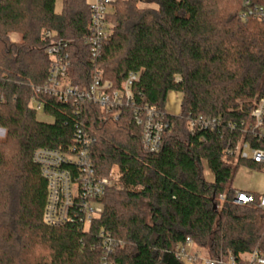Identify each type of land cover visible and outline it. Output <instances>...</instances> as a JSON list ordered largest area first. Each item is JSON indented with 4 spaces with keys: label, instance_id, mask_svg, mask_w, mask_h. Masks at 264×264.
<instances>
[{
    "label": "trees",
    "instance_id": "obj_1",
    "mask_svg": "<svg viewBox=\"0 0 264 264\" xmlns=\"http://www.w3.org/2000/svg\"><path fill=\"white\" fill-rule=\"evenodd\" d=\"M241 11L240 0H113L110 36L95 70L114 89L137 74L135 107L164 114L169 130L159 150L148 153L131 109L115 118L82 103L78 112L32 91L47 80L46 51L57 40L68 55L71 86L92 82L88 1L0 0V264H98L91 245L99 230L123 244L113 264H182L173 251L187 237L211 256L263 250L264 212L233 204L231 188L240 165L262 167L224 155L230 133L187 129L197 115L238 126L239 106L246 110L264 92V23L240 20ZM169 93L181 95L176 116L165 112ZM37 112L53 121L39 122ZM77 128L94 139L89 157L96 175L111 176L114 185L89 237L43 222L46 185L31 161L40 148L66 150ZM204 163L211 182L202 177Z\"/></svg>",
    "mask_w": 264,
    "mask_h": 264
},
{
    "label": "built area",
    "instance_id": "obj_2",
    "mask_svg": "<svg viewBox=\"0 0 264 264\" xmlns=\"http://www.w3.org/2000/svg\"><path fill=\"white\" fill-rule=\"evenodd\" d=\"M240 2V20L251 19L264 23V0ZM88 3L90 27L86 46L95 73L92 82L82 88L71 86L68 55L63 51L62 40H57L52 41L46 51L50 58L47 80L41 86L32 87V91L35 95L51 96L62 103L71 104L76 111L82 103H90L116 118L122 110L131 109L135 126L141 128L142 148L148 153H155L161 146L163 135L169 130V124L160 110L135 107L131 87L138 79L137 74H128L119 88L114 89L112 83L104 81L95 70L102 46L110 36L107 15L113 0H88ZM45 36L50 38L52 34L46 32ZM31 105L36 111L41 109V105L33 98ZM245 105H248L246 110L239 106L242 119L238 126L224 122L222 118L197 115L187 120V129L191 134L197 131L215 132L222 136L230 133L232 141L228 139L224 155L264 168V92ZM93 143L94 139L83 128H77L73 142L66 150L40 148L33 152L31 161L39 168L46 185L42 216L46 225L71 226L77 234L91 236L90 227L103 211L101 200L114 186L111 176L100 178L95 173L89 157ZM223 200L224 197L219 196V201ZM232 202L238 206L255 205L264 212V195L236 191ZM94 237L96 244L91 245V249L99 251L98 264H113V256L123 247L122 242L104 230H99ZM173 255L182 264H264V234L263 250L257 248L237 254L227 251L211 256L205 248L187 237L183 243L175 246Z\"/></svg>",
    "mask_w": 264,
    "mask_h": 264
},
{
    "label": "rangeland",
    "instance_id": "obj_3",
    "mask_svg": "<svg viewBox=\"0 0 264 264\" xmlns=\"http://www.w3.org/2000/svg\"><path fill=\"white\" fill-rule=\"evenodd\" d=\"M60 11H61V4L59 1H57L55 4V12L59 13ZM11 40L14 42L18 41V36L11 35ZM171 96L172 95L167 96L168 101L165 104V112L169 115L176 116L180 113L179 106L181 102V95L174 93L173 95L174 102L171 101L170 99ZM36 119L39 122H44V123H51L53 121L50 116L45 115L43 112H37ZM4 135H5L4 130L0 129V139H3ZM202 177L207 182L212 181V175L209 169L207 168V166L205 165V163L202 165ZM231 188L238 192H245V193H251V194L263 196L264 168L255 169L248 167L246 165H240L232 178ZM86 227L87 226H85V229Z\"/></svg>",
    "mask_w": 264,
    "mask_h": 264
},
{
    "label": "crops",
    "instance_id": "obj_4",
    "mask_svg": "<svg viewBox=\"0 0 264 264\" xmlns=\"http://www.w3.org/2000/svg\"><path fill=\"white\" fill-rule=\"evenodd\" d=\"M168 95H172V96L170 97V99H171L172 102H174V97H173L174 93H169ZM167 101H168V99L166 100V102H167Z\"/></svg>",
    "mask_w": 264,
    "mask_h": 264
}]
</instances>
